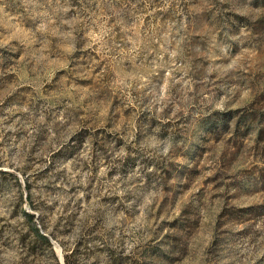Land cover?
Instances as JSON below:
<instances>
[{"label":"rangeland","instance_id":"1","mask_svg":"<svg viewBox=\"0 0 264 264\" xmlns=\"http://www.w3.org/2000/svg\"><path fill=\"white\" fill-rule=\"evenodd\" d=\"M0 264H264V0H0Z\"/></svg>","mask_w":264,"mask_h":264},{"label":"trees","instance_id":"2","mask_svg":"<svg viewBox=\"0 0 264 264\" xmlns=\"http://www.w3.org/2000/svg\"><path fill=\"white\" fill-rule=\"evenodd\" d=\"M28 216H31L30 213H28ZM41 238L47 241V238L44 235H41Z\"/></svg>","mask_w":264,"mask_h":264}]
</instances>
